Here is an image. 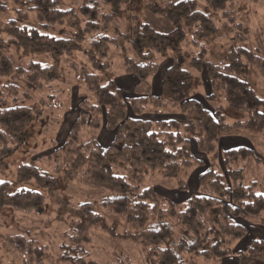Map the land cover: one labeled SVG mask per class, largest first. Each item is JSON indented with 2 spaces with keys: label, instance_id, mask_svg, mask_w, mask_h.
I'll list each match as a JSON object with an SVG mask.
<instances>
[{
  "label": "trees",
  "instance_id": "obj_1",
  "mask_svg": "<svg viewBox=\"0 0 264 264\" xmlns=\"http://www.w3.org/2000/svg\"><path fill=\"white\" fill-rule=\"evenodd\" d=\"M9 1L12 7L7 0L0 2L1 151L18 142L21 122L17 118L30 113L29 107L19 103L29 100L27 91L41 89L51 68V64L42 66L33 61L25 66L19 61L14 68L7 53L46 54L53 64L55 57L80 50L79 43L84 42L83 55L90 71L77 63L71 64L70 69L84 85L88 97L78 104L77 118L70 125L65 142L50 156L56 167L68 168L86 187L109 192L101 207L129 226L126 238L142 246L148 264H196V260L224 258H234L238 264H264L262 239H252L243 250L235 249L247 234L236 220L251 221L264 228V194H256L255 184L242 180L245 162L251 158L256 161L255 154L244 147L220 148L221 137L232 129L256 133L264 139V100L245 81L246 69L251 66L264 82V59L241 47L231 49L215 65L203 62L202 47L199 58L192 59L195 71L208 79L210 94L205 100L212 101L222 93L230 109L247 114L245 121L229 125L221 111L211 115L194 100L190 90L192 75L181 66L178 52L184 30L193 26L197 35H204L206 27L212 24L197 0H166L162 6H148L151 14L159 15L172 28L170 35L161 34L142 21L133 24L132 19L124 32L116 26L112 37L104 31L105 19L120 8V0H79L80 5L68 9L61 8L57 0ZM204 1L210 12H224L231 0H220L218 4L214 3L216 0ZM102 5L109 11L103 12ZM93 14L96 18H92ZM173 35H177L175 45L171 44ZM192 44L197 45L194 40ZM110 48L120 51L123 73L137 80L135 90L145 85L149 88L146 94L124 99L113 80L101 79ZM167 52L178 58L163 73L161 94L154 97L149 79L157 74L160 59ZM166 103L183 116L184 122L132 120L124 112V108L130 109L140 118L149 107L161 113ZM102 129L114 135L107 148L94 139L81 141L83 131ZM192 144L210 161L197 178L196 192L179 208L145 180L151 173L165 180L178 179L180 171L203 166L193 157ZM47 177L30 163L19 167L16 181H51ZM9 187L7 182H0V209L21 212L34 201L35 192H10ZM87 207L82 205L73 213L71 244L60 247L66 263L84 264L88 226L113 233ZM7 243L28 261L42 264V252L32 241L16 236L7 239Z\"/></svg>",
  "mask_w": 264,
  "mask_h": 264
},
{
  "label": "rangeland",
  "instance_id": "obj_2",
  "mask_svg": "<svg viewBox=\"0 0 264 264\" xmlns=\"http://www.w3.org/2000/svg\"><path fill=\"white\" fill-rule=\"evenodd\" d=\"M2 1L4 0H0ZM197 1L212 24L206 27L207 32L204 35H197L198 33H195L197 28L193 26L184 30V40L178 52L182 60V68L192 75L190 90L193 98L211 115H214L216 110L221 111L226 124L243 122L247 119V114L230 109L222 93H218L212 101L205 100L210 94L208 79L205 74L196 72L191 62L192 59L199 58L202 48L205 50L203 62L214 65L222 62L231 49L239 47L264 59V0H231L226 4L224 12H210L204 0ZM219 1L216 0L214 3L218 4ZM57 2L63 9L80 5L79 0H57ZM118 2L120 8L115 9L114 13L105 19L104 31L110 37L114 35L112 30L116 26L124 32L125 27L131 25L132 19L135 20L133 24L136 21H142L163 35L172 33V28L167 22L159 15L151 14L148 9V6H162L166 0H120ZM7 4L12 7V2L9 0ZM102 6L105 10L103 12L109 11L104 5ZM92 18H96L94 14ZM173 36L170 37L171 44L175 45L177 35ZM193 40L196 46L192 44ZM79 44L80 50L68 56L55 57L56 62L53 64L46 54L22 56L21 52L7 53L14 68L18 67L19 61L21 66L33 61L42 66L51 64V68L44 77L41 89L27 91L29 100H21L19 103L22 107H29L30 113L25 112L17 118L21 122L20 133L16 138L18 142L8 144L4 151L0 149V182H7L10 192L30 190L36 193L34 201L27 204L21 212H15L10 208L0 209V264H34L33 259L28 261L25 255L20 254L7 243V239L16 236L27 238L29 242L34 243V247L40 249L42 264H69L62 260L63 250L61 251L60 247L71 244L69 242L72 236L70 223L74 220L73 213L82 205H88L86 210L99 215L113 232L96 230L88 226L89 242L83 247L86 253L83 258L84 264H148L142 246L126 238L129 226L121 218L101 207L102 201L109 197V192L82 185L77 176L70 174L68 168L67 170L58 169L50 157L65 142L70 125L77 118L78 104L83 98L88 97L84 85L70 69L71 64L74 63L87 70L90 69L88 59L83 55L86 45L84 42ZM177 58L175 53L167 52L165 57L160 59L157 74L151 80L149 79L154 97L161 94L162 75ZM104 69L101 79L113 80L124 99L140 98L149 90L145 85L135 90L137 80L123 73L122 57L117 49L108 50ZM245 77L246 83L255 95L264 100V82L257 71L248 66ZM34 79L32 75L31 80ZM19 94L21 96L20 92ZM166 104L161 113L158 111L155 113L149 107L140 118H136L130 109L124 108V112L127 118L132 120L184 122L183 116L169 103ZM81 138L83 143L94 139L103 148H107L112 143L114 135L104 129L86 130L82 132ZM239 147L250 149L256 157V161L251 158L245 162L243 182L254 183L255 193L264 194V139L256 133L241 129H232L223 134L220 141L222 150ZM191 152L203 166L180 171L178 179L165 180L151 173L145 180L147 185L153 187L159 195L169 198L178 206L196 192L197 178L204 171V165L210 161L197 152L194 144L191 145ZM30 163L35 165L39 173H45L51 181L32 180L18 184L16 177L19 167ZM184 185H186L185 189ZM236 222L247 233L235 246L236 250H243L255 238L264 241L263 227L251 221L236 220ZM195 262L196 264H238L234 258L196 260ZM256 264L262 263L256 262Z\"/></svg>",
  "mask_w": 264,
  "mask_h": 264
},
{
  "label": "crops",
  "instance_id": "obj_3",
  "mask_svg": "<svg viewBox=\"0 0 264 264\" xmlns=\"http://www.w3.org/2000/svg\"><path fill=\"white\" fill-rule=\"evenodd\" d=\"M160 94L156 95L157 97L159 96Z\"/></svg>",
  "mask_w": 264,
  "mask_h": 264
}]
</instances>
